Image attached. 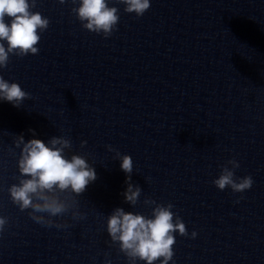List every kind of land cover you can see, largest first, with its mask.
<instances>
[{
	"label": "water",
	"instance_id": "obj_1",
	"mask_svg": "<svg viewBox=\"0 0 264 264\" xmlns=\"http://www.w3.org/2000/svg\"><path fill=\"white\" fill-rule=\"evenodd\" d=\"M150 4L137 17L109 0L120 20L108 38L82 28L71 0L32 9L50 21L39 53L12 55L0 70L30 94L19 108L0 101V264H127L106 217L117 207L150 217L146 197L171 203L186 225L189 236L174 234L175 264H264V0ZM17 135L63 136L67 157H86L97 178L77 197L84 219L46 227L11 203ZM116 152L132 158L135 206ZM229 159L236 177L251 175L249 190L212 183Z\"/></svg>",
	"mask_w": 264,
	"mask_h": 264
},
{
	"label": "clouds",
	"instance_id": "obj_2",
	"mask_svg": "<svg viewBox=\"0 0 264 264\" xmlns=\"http://www.w3.org/2000/svg\"><path fill=\"white\" fill-rule=\"evenodd\" d=\"M64 4L66 0H57ZM38 0H0V70L7 68L10 56L25 57L37 55L40 33L47 30L50 21L41 15L36 8ZM74 6L71 12L81 22L82 28L89 32L110 37L117 30L120 10L109 6V0H71ZM124 5L125 13H134L141 17L150 8V0H115ZM6 45V46H5ZM30 98L16 82H9L0 75V101H7L19 108L23 101ZM33 136L35 131L29 129ZM86 141H81V147ZM14 149H19L16 165L19 175L17 183L7 188L11 203L19 211L28 210L30 219L46 227L65 228L67 223L58 222V218L70 215L73 220H82L85 215L79 211L77 197L95 181L96 172L87 162L84 155L73 154L69 157L66 150L72 147L71 141L63 136H54L47 143L40 139L24 140L23 135L14 136ZM113 151L111 146H107ZM2 150V149H0ZM11 152L12 149H9ZM115 159L120 161V168L126 174V189L122 193L130 206L138 203L141 188L131 183L133 161L131 156L116 152ZM239 162L229 159L221 166L218 178L212 183L219 190L230 188L233 193L249 190L254 181L251 175L236 177L234 170ZM145 206H151L150 217L140 213L115 208L106 217V232L112 244L126 259L127 264H175L173 247L176 243L175 233L187 237L185 223L171 209V203H157L145 198ZM8 218L0 216V233H3ZM196 231L190 238H195ZM104 264H111L105 260Z\"/></svg>",
	"mask_w": 264,
	"mask_h": 264
}]
</instances>
